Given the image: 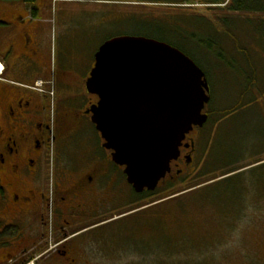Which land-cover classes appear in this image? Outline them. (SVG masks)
<instances>
[{
	"label": "rangeland",
	"instance_id": "obj_1",
	"mask_svg": "<svg viewBox=\"0 0 264 264\" xmlns=\"http://www.w3.org/2000/svg\"><path fill=\"white\" fill-rule=\"evenodd\" d=\"M254 1L264 5V0ZM169 2L171 0H51L39 19L45 27L41 39L44 59L48 63L45 74L49 75L50 89H55L56 108L58 103L61 107L71 94L63 87V73L70 68L76 95L86 93L85 77L93 69L96 53L104 42L122 35L156 38L154 36L162 30L169 32L168 36L178 42L179 36L173 32L172 26L157 19L172 20L175 15L183 17L181 20L185 25L181 26V31H186L188 39L180 42L206 73L211 100L204 110L209 115L205 126L188 134L198 145H204L202 150L197 149L199 152L185 173L186 180L182 177L175 179L178 183L176 191L185 190L183 193H186L192 186L204 185L211 178H223L221 169L213 173L209 171V163L216 169L233 167L228 169L230 171L251 165L239 171H247L242 179H231L220 185L219 190L216 187L204 192L220 193L226 185L238 186L245 180L250 185H247L242 199L248 208L246 211L242 209L244 206L227 208L221 198L194 200L175 209L174 215H166L165 224L160 223L158 228L136 213L83 238L91 253V262L87 263L264 264V12H232L218 8L222 6L208 9L202 4ZM6 45L5 38L0 39V67L4 66L1 58L9 56L4 55ZM86 96L82 100L86 101ZM51 121L55 127L56 114H51ZM90 125L72 139V145L68 146L69 143L65 144L58 137L46 149L38 180L39 187L45 185L50 199L49 210L63 197L58 191L64 186L69 187L68 175L73 173L76 180L81 175L88 176L94 158L100 160L103 169H108V173L104 170L108 180L111 173L117 175V200L109 202L108 218L142 204L152 206L170 198L169 181L152 195H138L127 183L121 168L107 164V154L100 147L102 141ZM86 137L89 138L87 142L82 140ZM183 167L181 164L180 168ZM256 167L259 169L253 170ZM173 170L174 175L176 169ZM259 191L263 193L262 198L258 196ZM226 210L231 213L236 210L234 214L238 218L233 217V224L221 223ZM55 217L56 212L46 214L48 232ZM160 227L163 232L158 231ZM166 233H169L168 239L164 236ZM183 235L182 242L193 244L192 250L174 251L171 236L174 239Z\"/></svg>",
	"mask_w": 264,
	"mask_h": 264
},
{
	"label": "flooded vegetation",
	"instance_id": "obj_2",
	"mask_svg": "<svg viewBox=\"0 0 264 264\" xmlns=\"http://www.w3.org/2000/svg\"><path fill=\"white\" fill-rule=\"evenodd\" d=\"M50 1L0 0V39L5 38L4 55H9L1 58L4 70L0 76V264H88L91 253L85 246L87 242H83L86 235L153 209L138 206L108 218L107 206L113 199L117 200V175L111 173L108 180V169H103L100 160L94 158L88 176L81 175L76 180L73 173L68 175L72 178L68 180L69 187L58 191L63 197L49 210L50 199L45 185L39 187L38 176L46 149L58 137L70 146L72 139L91 123L102 141L100 147L107 154V164L121 168L125 174V166L113 160L114 151L104 146L105 140L92 122L91 110L99 102L98 95L89 92L86 85L92 69L84 80L88 96L76 95L71 68L63 73L64 90L71 94L56 108L55 89H50L49 75L45 74L48 63L41 47L45 27L39 19ZM83 96L87 97L86 101L82 100ZM51 114L57 115L55 127ZM189 135L158 188L168 181L177 182V177L186 179L185 173L194 162L196 143ZM82 140L87 142L89 138ZM173 169H176L174 175ZM49 212H56V217L48 232Z\"/></svg>",
	"mask_w": 264,
	"mask_h": 264
},
{
	"label": "water",
	"instance_id": "obj_3",
	"mask_svg": "<svg viewBox=\"0 0 264 264\" xmlns=\"http://www.w3.org/2000/svg\"><path fill=\"white\" fill-rule=\"evenodd\" d=\"M95 58L86 83L99 97L92 122L134 191H155L187 134L208 120L206 73L179 48L141 35L113 37Z\"/></svg>",
	"mask_w": 264,
	"mask_h": 264
},
{
	"label": "trees",
	"instance_id": "obj_4",
	"mask_svg": "<svg viewBox=\"0 0 264 264\" xmlns=\"http://www.w3.org/2000/svg\"><path fill=\"white\" fill-rule=\"evenodd\" d=\"M25 1H27L29 3L34 2V0H25ZM169 3H181V4H187V5L202 4V5H206V8H208V9L215 8L212 6H222V7H218V8H224L225 11H232V12H264V5L263 6L259 5L254 0H171V2H169ZM182 18L183 17H177V15H175L172 17V20L166 19V18L157 19V21H162V22L164 20L168 23L167 25L172 26L173 32L179 36V40H177L178 42H176L174 40V38L170 37V35L168 36L169 32H165L164 30H162L160 33H157V35L154 37H156L157 39H159L161 41H165V42L179 48L184 53L189 55L187 50L185 49L184 44H183V42L187 41L188 38L186 35L187 34L186 31L185 32L181 31V26L185 25V24H183L184 21L181 20ZM163 25L165 27H167L165 24H163ZM194 26H196V25H194ZM196 27H198V26H196ZM196 27H194V32H196V29H195ZM190 35H192V33H190ZM180 40H183V42H180ZM247 56H248V54H247ZM248 58H249V56H248ZM254 75H255V73H253V75H252L253 79L255 78ZM202 146L195 143L194 156L197 152H199V151H197V149L202 150L201 149ZM204 149H205V147H204ZM202 154H203V152H202ZM208 166H209V171H211L212 173L217 172L221 169V172H222L224 177L221 179H218L217 177L211 178V179L205 181V183H206V184L204 183L205 185H203L199 188H196L192 191L186 192V193H183V191H185V190L176 191V185L178 183L174 181V182L170 183V185H169V188L171 189L172 194H171L170 198H168V200H166V201L163 200L162 202H159L155 205H152L153 209L141 211V213L138 212V215H142L144 217V219H142V220L153 222L156 225V227L158 228L160 223L165 224L166 215H170V214L174 215L176 212L175 209H177L183 205L186 206L190 201H194V200L195 201H203V200H208V199L210 200V199H214V198H221L222 200H224L223 202L225 203L227 208L234 207V206H237V207L244 206L245 203H244L242 197L245 196L244 192L247 190V185L248 186L250 185V183L246 182L245 180H243L238 186L228 185V187H227V185H226L220 191V193L217 192V193H214L213 195H211V194H204V192H208V191H210V189L216 188V187L219 190L220 185H225V184L229 183V180H231V179L238 178V177H239V179H242V176H245L247 171L239 172V170L245 169L251 165H248L246 167H241L239 169L231 170V171L228 169L233 168V167H228V168L218 167V169H216L210 163L208 164ZM261 167H263V166L261 165ZM256 169L258 170L259 167L258 168L256 167L253 170H256ZM203 171H204V169H203ZM251 184L254 186L253 183H251ZM195 186H199V185H194L192 187H195ZM256 186H258V185H256ZM262 190L264 193V186L262 187ZM153 192L154 191H152V193H150V195L154 194ZM263 193L261 191H259L258 196L260 198H262ZM138 195H140V193ZM141 196L144 197L145 195H141ZM205 198H208V199H205ZM139 199H140V197H139ZM142 205L140 207H143ZM247 208L248 207L244 206L242 209L246 211ZM235 212H236V210H235ZM235 212L231 213L230 210H228V211L226 210L225 217H223V219H221V223L233 224V217L235 216L236 219L238 218V216L236 214H234ZM134 215H136V213ZM214 216H215V214H214ZM213 218H215V217H213ZM235 218H234V220L236 221ZM158 231L163 232V229L160 227ZM168 234L169 233L164 234V236L166 235L165 238H167V239H168V237H167ZM184 236L185 235H183L179 238L175 237L174 239H173V236H171L170 240H172V242L174 240V242L172 244L174 251L175 250L179 251V250H183V249L192 250L193 244H189V243L184 244L182 242L183 241L182 238L184 239ZM188 236H190V235H188ZM259 240H262V239L260 238ZM175 245H178V246H175ZM195 245L198 246L199 244H195ZM170 251H171V249H170Z\"/></svg>",
	"mask_w": 264,
	"mask_h": 264
},
{
	"label": "bare ground",
	"instance_id": "obj_5",
	"mask_svg": "<svg viewBox=\"0 0 264 264\" xmlns=\"http://www.w3.org/2000/svg\"><path fill=\"white\" fill-rule=\"evenodd\" d=\"M0 68H2V67H0ZM1 70V69H0Z\"/></svg>",
	"mask_w": 264,
	"mask_h": 264
}]
</instances>
